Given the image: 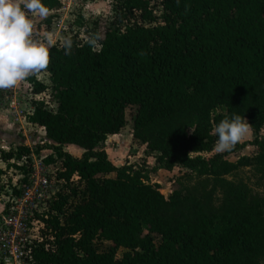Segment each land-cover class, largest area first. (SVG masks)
I'll return each instance as SVG.
<instances>
[{
  "label": "trees",
  "instance_id": "1",
  "mask_svg": "<svg viewBox=\"0 0 264 264\" xmlns=\"http://www.w3.org/2000/svg\"><path fill=\"white\" fill-rule=\"evenodd\" d=\"M112 11L103 32L96 22L85 38L70 36L68 54L61 43L49 49V85L29 78L33 93L50 90L54 102L35 100L28 115L47 139L35 152L49 149L45 162L66 181L50 204L56 250L38 249L37 264H264V197L227 178L240 164L264 178V0H114ZM97 32L104 39L91 47ZM129 107L134 143L159 169L188 172L169 199L134 166L109 159L107 140L125 128ZM233 114L255 139L207 156L213 128ZM248 144L259 147L254 159L226 158ZM72 145L81 156L65 149ZM31 151L20 145L1 157L9 164Z\"/></svg>",
  "mask_w": 264,
  "mask_h": 264
},
{
  "label": "rangeland",
  "instance_id": "2",
  "mask_svg": "<svg viewBox=\"0 0 264 264\" xmlns=\"http://www.w3.org/2000/svg\"><path fill=\"white\" fill-rule=\"evenodd\" d=\"M61 1L62 5L60 9L50 12L45 20L39 21L36 24V35L34 38L40 39L43 42V38L39 36V33L43 31L55 33L57 43L75 34L79 35L80 38H85L87 32H91L96 22L99 23L103 32L106 22L109 23L114 15L112 11L114 0ZM154 9L157 16L161 14L160 7L157 4L154 5ZM33 76L45 84H50L49 73L46 70H42L39 74ZM30 77L20 82L14 88L0 90V166L5 171L1 178L5 189L0 193V199H3V201H6V187H10L8 183L11 181L10 176H15L23 171L15 167L12 164L14 163L12 160L9 164L5 163L1 157V152L3 150L10 151L11 149H16L20 145H27L34 151L36 147L45 145L47 142L44 128L29 122L28 115L33 111V102L35 100H44L51 108L54 106V102L50 90L40 94L32 92V84L29 81ZM134 113L135 107L127 108V125L116 136L115 140H107L106 151L109 159L116 166H134L133 169L139 171L144 179L151 183L159 184L162 193L169 199L174 189L179 187V179L183 178L188 172L181 167H176L172 171L159 169L154 154L148 153L144 145L141 146L134 143ZM260 135H264V128ZM255 137L250 128L248 137L239 143H249ZM65 149L75 156H80L83 153L82 150L76 147L69 148L68 146ZM258 151L259 147L257 145L248 144L244 148L230 153L226 158L233 163H237L244 156L254 159ZM43 152L49 153L50 150L45 149ZM216 153L213 150L207 156ZM51 169L57 173V167H52ZM227 178L235 183L245 185L246 189L253 195L264 197V178L254 165L240 164L227 175ZM193 181L194 179L183 180L186 184ZM156 242L159 243L160 239H156Z\"/></svg>",
  "mask_w": 264,
  "mask_h": 264
},
{
  "label": "built area",
  "instance_id": "3",
  "mask_svg": "<svg viewBox=\"0 0 264 264\" xmlns=\"http://www.w3.org/2000/svg\"><path fill=\"white\" fill-rule=\"evenodd\" d=\"M47 154L32 150L12 159L24 168L20 169L22 173L10 176V187H6V202L0 212V264H37L38 249L56 250V238L48 221L57 212L50 204L65 189L66 181L45 162Z\"/></svg>",
  "mask_w": 264,
  "mask_h": 264
},
{
  "label": "clouds",
  "instance_id": "4",
  "mask_svg": "<svg viewBox=\"0 0 264 264\" xmlns=\"http://www.w3.org/2000/svg\"><path fill=\"white\" fill-rule=\"evenodd\" d=\"M49 13L43 0H0V90L14 88L48 67L49 49L57 43L55 33L40 32L43 42L34 37L36 24ZM103 39V34L97 32L91 34L86 43L98 47ZM60 43L68 54L73 47L72 39L66 37ZM213 133L217 137L214 151L223 153L248 137L250 124L245 117L233 114L231 118L222 119Z\"/></svg>",
  "mask_w": 264,
  "mask_h": 264
},
{
  "label": "crops",
  "instance_id": "5",
  "mask_svg": "<svg viewBox=\"0 0 264 264\" xmlns=\"http://www.w3.org/2000/svg\"><path fill=\"white\" fill-rule=\"evenodd\" d=\"M62 2V1H61ZM54 11V10H53ZM53 11H50V12H53ZM116 136H118V134H115V135H112V136H109V140H115V138H116ZM71 147H76V146H69V148H71ZM76 148H78V147H76ZM78 149H80V150H82L81 148H78ZM33 150V149H32ZM43 150H45V149H43ZM82 152H83V150H82ZM72 154V153H71ZM81 156V155H80ZM5 162V161H4ZM6 163V162H5ZM0 168H2L1 166H0ZM3 169V168H2ZM5 202L6 201H3V199H0V212L2 211V209L4 208V206H5Z\"/></svg>",
  "mask_w": 264,
  "mask_h": 264
}]
</instances>
